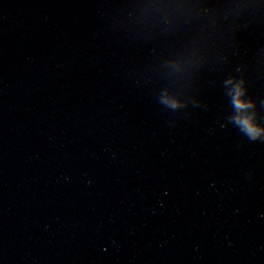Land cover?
I'll return each mask as SVG.
<instances>
[{
  "label": "water",
  "instance_id": "obj_1",
  "mask_svg": "<svg viewBox=\"0 0 264 264\" xmlns=\"http://www.w3.org/2000/svg\"><path fill=\"white\" fill-rule=\"evenodd\" d=\"M240 114L264 0H0V264H264Z\"/></svg>",
  "mask_w": 264,
  "mask_h": 264
},
{
  "label": "clouds",
  "instance_id": "obj_2",
  "mask_svg": "<svg viewBox=\"0 0 264 264\" xmlns=\"http://www.w3.org/2000/svg\"><path fill=\"white\" fill-rule=\"evenodd\" d=\"M242 89L239 85H236L233 91V104L234 107L237 109V112L240 110L250 107V102L244 101L241 99ZM236 123L240 125L243 131L249 135L251 139H255L256 137L264 134V128L259 127L256 125L250 116L240 114L235 117Z\"/></svg>",
  "mask_w": 264,
  "mask_h": 264
}]
</instances>
